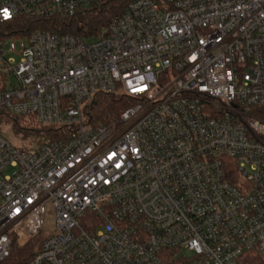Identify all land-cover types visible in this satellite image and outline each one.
Instances as JSON below:
<instances>
[{
	"label": "built area",
	"instance_id": "2783aa9c",
	"mask_svg": "<svg viewBox=\"0 0 264 264\" xmlns=\"http://www.w3.org/2000/svg\"><path fill=\"white\" fill-rule=\"evenodd\" d=\"M121 1L87 39L63 28L104 0H0L53 27L0 36V115L67 130L0 133V264H264V0ZM99 94L128 106L93 123Z\"/></svg>",
	"mask_w": 264,
	"mask_h": 264
},
{
	"label": "trees",
	"instance_id": "16d2710c",
	"mask_svg": "<svg viewBox=\"0 0 264 264\" xmlns=\"http://www.w3.org/2000/svg\"><path fill=\"white\" fill-rule=\"evenodd\" d=\"M122 10L121 0H104L89 8L80 9L77 14L70 19L64 32H69L87 39L102 37L106 34L112 18ZM61 22V21H58ZM37 28L53 29L50 23L43 20L31 19L20 15L15 20L0 23V36H12L14 34L25 35ZM5 88V78L0 73V90ZM128 106L127 102L121 98L106 94H99L87 109V115L93 123H108L118 118L120 113ZM12 121L17 136L23 141V148H33L44 142L60 139L67 136L64 128L44 127L33 117L5 116ZM40 238V237H39ZM39 238L29 242L24 247L14 246L11 260H28L33 257L38 250Z\"/></svg>",
	"mask_w": 264,
	"mask_h": 264
},
{
	"label": "rangeland",
	"instance_id": "374dc122",
	"mask_svg": "<svg viewBox=\"0 0 264 264\" xmlns=\"http://www.w3.org/2000/svg\"><path fill=\"white\" fill-rule=\"evenodd\" d=\"M9 57H16L17 60L19 59V56H17L14 53L8 52L7 54ZM8 84L15 85L16 84V78L14 76H9L7 80ZM1 123H0V133L5 136L6 138H9L14 144L17 145H23V141L17 136L14 126L12 124V121L10 119H7L5 115H0ZM56 231V225L54 221V214L51 210H49L46 214L43 230L40 234V238L37 240L40 242V240H43L52 234H54ZM37 244H39L37 242Z\"/></svg>",
	"mask_w": 264,
	"mask_h": 264
},
{
	"label": "snow or ice",
	"instance_id": "6c2138e0",
	"mask_svg": "<svg viewBox=\"0 0 264 264\" xmlns=\"http://www.w3.org/2000/svg\"><path fill=\"white\" fill-rule=\"evenodd\" d=\"M5 15H7L6 11H5Z\"/></svg>",
	"mask_w": 264,
	"mask_h": 264
}]
</instances>
